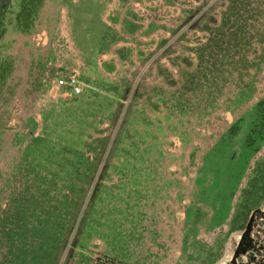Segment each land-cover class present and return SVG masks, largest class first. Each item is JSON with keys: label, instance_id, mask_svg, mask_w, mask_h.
Segmentation results:
<instances>
[{"label": "rangeland", "instance_id": "374dc122", "mask_svg": "<svg viewBox=\"0 0 264 264\" xmlns=\"http://www.w3.org/2000/svg\"><path fill=\"white\" fill-rule=\"evenodd\" d=\"M29 2L27 26L20 0L0 20V264H228L264 212V0L188 113L173 100L228 0Z\"/></svg>", "mask_w": 264, "mask_h": 264}, {"label": "trees", "instance_id": "16d2710c", "mask_svg": "<svg viewBox=\"0 0 264 264\" xmlns=\"http://www.w3.org/2000/svg\"><path fill=\"white\" fill-rule=\"evenodd\" d=\"M20 2V15L24 21L25 17L28 19L24 23V26H27L30 22V15L31 21L32 18H35V10H32L34 6L31 7L29 0H20ZM9 4L10 0H0V20L4 10ZM240 4L243 5V8L244 6L249 7L250 0H228V7L220 23L215 27L216 29H210V36L206 41L207 45L196 49L199 62L197 66L198 75L193 73L186 74V76L183 77L184 83L177 91L180 93V96L173 100V109L176 110V112L188 113L193 111L195 109L193 106L195 105L190 102L188 95H191V92H194L195 89L200 86V82L207 83L208 85V83H212L218 78H222V80L225 81L226 79L223 75L225 73V66L229 62L230 64L233 62L232 58L235 55V53L231 52L238 50L241 46L250 47V43L243 42V39L238 37L240 35V29L243 30V28L246 29V27H250V25L247 24L250 18L245 17V14L249 12L244 11L242 22H238L239 19L236 13L238 15V6ZM263 10H252V13L258 16ZM31 11H33V13ZM1 36L2 34H0V37ZM106 38L107 35H103L101 42H104ZM219 41L220 43H218ZM223 42H225V48L223 47ZM207 88L209 89V87ZM187 93L190 94L186 96ZM206 93L209 95L206 94L207 97L210 98V93ZM252 93L251 87L245 85L240 89L237 100L243 101L249 98ZM196 95L197 94L191 96L195 98ZM159 98L164 100L163 96L159 95ZM212 109H214V104L206 103V105L201 108V111L204 112L203 114H208ZM255 115L258 117V114ZM263 234L264 212L260 209H256L249 214L244 228L241 229L240 238L228 264H264V237L261 236Z\"/></svg>", "mask_w": 264, "mask_h": 264}, {"label": "built area", "instance_id": "2783aa9c", "mask_svg": "<svg viewBox=\"0 0 264 264\" xmlns=\"http://www.w3.org/2000/svg\"><path fill=\"white\" fill-rule=\"evenodd\" d=\"M32 41L35 42L37 46H44L48 42V36L45 31L37 32L33 37ZM54 87L56 89L67 88V92H64L63 95L66 96H77L81 94L82 87L79 82V73L77 71H73L70 75H68L65 79H57L55 81Z\"/></svg>", "mask_w": 264, "mask_h": 264}, {"label": "crops", "instance_id": "0c3cea01", "mask_svg": "<svg viewBox=\"0 0 264 264\" xmlns=\"http://www.w3.org/2000/svg\"><path fill=\"white\" fill-rule=\"evenodd\" d=\"M167 264H170V263H167Z\"/></svg>", "mask_w": 264, "mask_h": 264}]
</instances>
